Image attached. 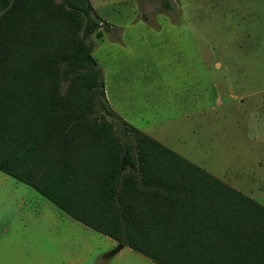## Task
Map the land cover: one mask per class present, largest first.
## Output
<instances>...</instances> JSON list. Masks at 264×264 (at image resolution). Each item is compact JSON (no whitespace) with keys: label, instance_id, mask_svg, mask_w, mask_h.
<instances>
[{"label":"trees","instance_id":"trees-1","mask_svg":"<svg viewBox=\"0 0 264 264\" xmlns=\"http://www.w3.org/2000/svg\"><path fill=\"white\" fill-rule=\"evenodd\" d=\"M89 0H0V172L156 264H264V206L108 106Z\"/></svg>","mask_w":264,"mask_h":264},{"label":"rangeland","instance_id":"rangeland-1","mask_svg":"<svg viewBox=\"0 0 264 264\" xmlns=\"http://www.w3.org/2000/svg\"><path fill=\"white\" fill-rule=\"evenodd\" d=\"M109 108L264 206V0H89ZM0 172V264H154Z\"/></svg>","mask_w":264,"mask_h":264},{"label":"crops","instance_id":"crops-1","mask_svg":"<svg viewBox=\"0 0 264 264\" xmlns=\"http://www.w3.org/2000/svg\"><path fill=\"white\" fill-rule=\"evenodd\" d=\"M121 118V117H120ZM122 119V118H121ZM123 120V119H122ZM126 122V121H125ZM127 123V122H126ZM129 124V123H128ZM130 125V124H129ZM132 126V125H131ZM135 128V127H134ZM137 129V128H136ZM140 131V130H139ZM142 132V131H141ZM144 133V132H143ZM148 135V134H147ZM149 136V135H148ZM151 137V136H150ZM153 138V137H152ZM154 139V138H153ZM157 141V140H156ZM159 142V141H158ZM162 144V143H161ZM164 145V144H163ZM165 146V145H164ZM167 147V146H166ZM172 150V149H171ZM175 152V151H174ZM178 154V153H177ZM180 155V154H179ZM181 156V155H180ZM183 157V156H182ZM183 158H185V157H183ZM186 159V158H185ZM188 160V159H187ZM189 161V160H188ZM191 162V161H190ZM194 164V163H193ZM196 165V164H195ZM198 166V165H197ZM200 167V166H199ZM202 168V167H201ZM204 169V168H203ZM205 170V169H204ZM206 171V170H205ZM241 192V191H240ZM242 193V192H241ZM42 197V196H41ZM43 198V197H42ZM45 199V198H44ZM48 201V200H47ZM256 201V200H255ZM51 203V202H50ZM259 203V202H258ZM52 204V203H51ZM260 204V203H259ZM53 205V204H52ZM54 206V205H53ZM55 207V206H54ZM57 208V207H56ZM58 209V208H57ZM59 211H61L60 209H58ZM62 212V211H61ZM62 213H64V212H62ZM65 214V213H64ZM65 215H67V214H65ZM68 216V215H67ZM68 217H70V216H68ZM71 218V217H70ZM72 219V218H71ZM72 220H74V219H72ZM75 221V220H74ZM77 222V221H76ZM78 223V222H77ZM80 224V223H79ZM82 225V224H81ZM83 226V225H82ZM85 227V226H84ZM89 229V228H88ZM91 230V229H90ZM95 232V231H94ZM97 233V232H96ZM99 234V233H98ZM104 236V235H103ZM106 237V236H105ZM108 238V237H107ZM109 240H111V244L112 245H117V243L114 241V240H112V239H110V238H108ZM116 247V246H115ZM123 248H128V247H126V246H123L122 247V249ZM121 249V250H122ZM130 251H132V252H134V253H136V254H139V255H141L140 253H138V252H135V251H133L132 249H130V248H128ZM120 250V251H121ZM141 256H143V255H141ZM143 257H145V256H143ZM146 259H148L149 261H151L152 263H154V264H156L154 261H152L151 259H149V258H147V257H145ZM107 259H109V258H107Z\"/></svg>","mask_w":264,"mask_h":264},{"label":"water","instance_id":"water-1","mask_svg":"<svg viewBox=\"0 0 264 264\" xmlns=\"http://www.w3.org/2000/svg\"><path fill=\"white\" fill-rule=\"evenodd\" d=\"M122 247H123L122 244H117L116 247L111 252L106 254V258H110L114 256L115 254H117L122 249Z\"/></svg>","mask_w":264,"mask_h":264}]
</instances>
